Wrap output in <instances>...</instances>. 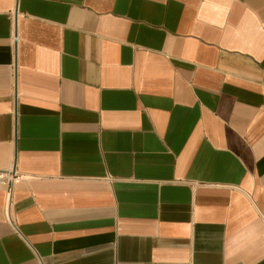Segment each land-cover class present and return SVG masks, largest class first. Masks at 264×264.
<instances>
[{"label": "crops", "instance_id": "1", "mask_svg": "<svg viewBox=\"0 0 264 264\" xmlns=\"http://www.w3.org/2000/svg\"><path fill=\"white\" fill-rule=\"evenodd\" d=\"M11 168L0 264H264V0H0Z\"/></svg>", "mask_w": 264, "mask_h": 264}, {"label": "built area", "instance_id": "2", "mask_svg": "<svg viewBox=\"0 0 264 264\" xmlns=\"http://www.w3.org/2000/svg\"><path fill=\"white\" fill-rule=\"evenodd\" d=\"M17 175L18 173L14 168L7 170H0V184L7 188L10 199L9 203L12 201V194H13L14 185L17 181Z\"/></svg>", "mask_w": 264, "mask_h": 264}]
</instances>
